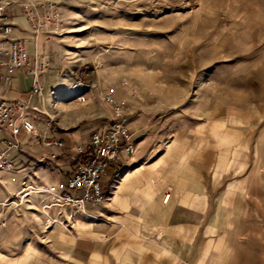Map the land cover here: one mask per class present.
<instances>
[{"label":"rangeland","instance_id":"rangeland-1","mask_svg":"<svg viewBox=\"0 0 264 264\" xmlns=\"http://www.w3.org/2000/svg\"><path fill=\"white\" fill-rule=\"evenodd\" d=\"M48 1L59 12L57 23L45 19ZM31 2L44 21L38 31L27 20ZM0 6L13 36L28 32L19 36L30 45L32 64L39 50L49 56L39 87L22 68L32 77L28 89L0 99L22 100L36 126L20 134L19 148L10 153L14 168L0 170V253L15 257L41 242L50 249L55 226L78 225L54 223L53 210L45 207L52 197L37 191L48 183L37 180L34 167L61 154L43 144L46 138L60 137L62 146L78 148L75 160L85 158L81 150L90 138L79 141L75 132L110 119L112 94L124 103L132 132L135 119L158 125L153 134L177 132L216 168L204 192V233L192 240L184 264H264V0H0ZM1 41L0 66L13 90L18 70H10V44ZM42 122L49 125L46 136ZM225 134L232 142L220 146ZM221 151L232 163L227 169L217 167ZM163 251L153 264L179 262Z\"/></svg>","mask_w":264,"mask_h":264},{"label":"crops","instance_id":"crops-1","mask_svg":"<svg viewBox=\"0 0 264 264\" xmlns=\"http://www.w3.org/2000/svg\"><path fill=\"white\" fill-rule=\"evenodd\" d=\"M5 19L11 20L8 13ZM14 34L28 32L16 30ZM21 69L15 71L14 89L9 90L6 67L0 66V99L4 94L17 96L28 89L31 74ZM98 123L92 121L81 126L75 132L76 139H89ZM38 127L42 135L50 133L47 123L42 122ZM152 127L158 125H150L146 120L131 121L137 150L122 156L101 177L105 200L87 204L95 218L85 217L71 230L57 225L48 233L50 249H45L41 242L34 250L23 247L15 257L0 253V264H153L163 250V254L171 252L179 258L175 263L184 264V255L192 247V240L204 233L208 198L204 192L210 191L208 176L214 175L216 168L210 169L205 155L196 147L190 150L177 132L171 134L166 130L153 134L149 132ZM23 132L26 130L22 129L20 134ZM3 136H9V131L0 128V138ZM232 138L223 135L219 138L220 146L232 142ZM46 147L61 154L46 165L34 167L37 180L54 184L70 177L78 148ZM224 153L221 151L217 167L227 169L232 163ZM245 165L241 161L238 167L241 170ZM245 180L231 184L226 195ZM166 191H171L167 202L163 200Z\"/></svg>","mask_w":264,"mask_h":264},{"label":"built area","instance_id":"built-area-1","mask_svg":"<svg viewBox=\"0 0 264 264\" xmlns=\"http://www.w3.org/2000/svg\"><path fill=\"white\" fill-rule=\"evenodd\" d=\"M33 4L31 2L27 5L26 15L29 24L38 31L44 25V21L39 20L34 10L29 7ZM45 6L47 9L45 19L50 23H57L60 18L56 5L48 1ZM12 33V24L5 19V16L3 17L0 6V42H2L1 38L5 37L10 44V70L28 68L33 76L34 87H39V75L49 68V56L43 50H39L32 64L27 39L24 36H13ZM80 83L81 81L74 85L77 87ZM107 98L113 104V115L91 133L88 148L81 150L86 157L75 160L72 175L57 183L37 187V191L46 192L52 197L45 207L53 210L54 223L59 222L73 227L85 217L95 218L96 215L88 210L87 204L90 201L101 203L105 200L106 193L103 190L101 177L109 173L114 162L119 161L122 155H131L137 150V140L130 129L124 103L112 94H108ZM0 128L9 131V136L0 138V170H10L15 164V159L10 153L19 148L22 129L29 133L36 130L35 124L27 115V106L22 100L19 98L11 101L0 100ZM43 144L62 146V140L46 138ZM170 196L171 191H167L163 200L167 202Z\"/></svg>","mask_w":264,"mask_h":264},{"label":"trees","instance_id":"trees-1","mask_svg":"<svg viewBox=\"0 0 264 264\" xmlns=\"http://www.w3.org/2000/svg\"><path fill=\"white\" fill-rule=\"evenodd\" d=\"M88 72H91V69L90 68L88 69Z\"/></svg>","mask_w":264,"mask_h":264}]
</instances>
